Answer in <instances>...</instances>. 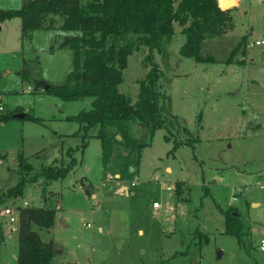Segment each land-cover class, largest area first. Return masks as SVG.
Segmentation results:
<instances>
[{"label":"rangeland","instance_id":"obj_1","mask_svg":"<svg viewBox=\"0 0 264 264\" xmlns=\"http://www.w3.org/2000/svg\"><path fill=\"white\" fill-rule=\"evenodd\" d=\"M21 3L0 0V10H16ZM230 13L232 31L206 42L204 51L222 62L245 35L246 44L259 45L245 48L244 65L196 64L180 56L184 37L177 26L166 57L151 54L162 73L160 92L169 97L171 113L189 133L173 134L190 145L170 153L172 143L164 140V130L106 120L103 138L95 136L97 129L90 133L82 154H73L76 166L63 179L44 183L38 178L25 185L19 198L0 196V210L15 208L13 227L23 202L54 210L51 229L33 228L42 242L51 240L56 247L54 262L264 264L258 249L264 240V0H239ZM66 34L36 30L27 40L20 37L18 19L0 23V115L12 117L0 122V195L18 181V153L38 154L28 160L31 177L52 161L65 165V151L79 144L70 136L77 125L64 118L89 110L93 99L65 102L36 88L38 79L56 84L70 71L71 51L57 48ZM148 53L144 48L132 52L122 71L118 90L132 102L137 82L149 69ZM22 62L26 81L19 74ZM19 114L32 119L13 118ZM106 175L118 185L102 188ZM120 187L128 194L118 193ZM229 207L240 214L242 243L222 234L218 208ZM0 227V264H16V233L2 214Z\"/></svg>","mask_w":264,"mask_h":264},{"label":"trees","instance_id":"obj_2","mask_svg":"<svg viewBox=\"0 0 264 264\" xmlns=\"http://www.w3.org/2000/svg\"><path fill=\"white\" fill-rule=\"evenodd\" d=\"M16 10H0V23L18 19L20 37L30 39L36 30L69 33L61 36L58 49L71 51V69L64 79L49 84L43 94L69 102L92 98L89 110H81L64 119L77 125L71 134L79 139L73 149H67V162L52 161L28 177L32 165L21 153L16 156L19 178L16 184L4 191L1 197L19 198L25 185L41 179L44 183L63 179L76 166L74 152L82 154L90 133L97 129L96 137L103 138L102 124L106 120L133 121L150 131L162 129L164 140H171L174 152L179 146L191 143L175 138L173 132L182 131L178 118L170 111V99L160 92L162 76L152 61V52L166 57V47L174 34L175 26L184 37L179 55L192 59L196 64L244 65L246 39L240 37L224 61H217L213 54L204 51L206 42L219 39L233 29L230 10H222L219 0H21ZM236 2V0H234ZM139 48L149 52L146 60L149 69L138 84L135 101L120 93L122 71L128 56ZM53 48H50L52 51ZM20 77L29 79L26 63L22 62ZM42 82L38 79L36 83ZM199 122L200 114L197 116ZM12 118L0 115V122ZM14 118V117H13ZM32 119L23 114L20 120ZM197 141V139H193ZM176 190V188H175ZM218 211L223 219L224 235L242 243L245 235L240 214L234 208ZM54 225V210L45 207H26L19 210L17 227L16 264H76L53 261L56 250L52 241L42 242L33 228L48 231ZM3 241L0 229V244Z\"/></svg>","mask_w":264,"mask_h":264},{"label":"built area","instance_id":"obj_3","mask_svg":"<svg viewBox=\"0 0 264 264\" xmlns=\"http://www.w3.org/2000/svg\"><path fill=\"white\" fill-rule=\"evenodd\" d=\"M257 45H259L258 41H255L253 43H247L246 44V48L248 49V48H250L252 46H257ZM29 91H30V89L27 88L26 92H29ZM3 110H4V106H3V104L0 101V113L3 112ZM115 179H117V177ZM110 185L117 186L118 182L116 180H114L112 176L106 175L104 177V179L101 181L100 186L103 188V187H107V186H110ZM131 185H133V183H131ZM27 206H28V204L26 202L22 203V207L23 208H26ZM151 207H152V209H157L158 208V203L153 202ZM14 210H15V208L13 206L4 207L2 210H0V214H2L5 217L6 224L7 225H11L12 231H15L17 229V227H18V226L17 227H13V224L15 222ZM258 249H259L260 252L264 253V240L263 239H261L259 241Z\"/></svg>","mask_w":264,"mask_h":264},{"label":"water","instance_id":"obj_4","mask_svg":"<svg viewBox=\"0 0 264 264\" xmlns=\"http://www.w3.org/2000/svg\"><path fill=\"white\" fill-rule=\"evenodd\" d=\"M219 5L221 7L222 10H230V9H234L236 8L238 5L236 4V2L234 0H219ZM36 87L40 88L42 91L48 89L49 84L45 83V82H39L36 83ZM22 114L19 115H15V118H22ZM83 191L86 195H88V191L87 188H83Z\"/></svg>","mask_w":264,"mask_h":264},{"label":"crops","instance_id":"obj_5","mask_svg":"<svg viewBox=\"0 0 264 264\" xmlns=\"http://www.w3.org/2000/svg\"><path fill=\"white\" fill-rule=\"evenodd\" d=\"M236 4H237V5L239 4V0H236ZM19 30H20V29H19ZM43 82L48 83V82H46V81H44V80H43ZM0 101H1V103H2L1 98H0ZM2 104H3V103H2ZM14 119H18V118H15V117H14ZM18 120H20V119H18ZM76 130H77V129H76ZM76 130H75V131H76ZM37 155H38L37 153H34L33 156L26 157V158H28V160H29L31 157H36ZM165 169L169 171V168H168V167H166ZM115 177H117V176H115ZM117 192H118V193H124L125 195L128 194V190H127V188H125V187H120V188L117 190ZM158 207H159V206H158ZM153 210H154V209H153ZM0 229H1V232H2V237L4 238V234H3L2 228L0 227ZM97 230L100 232V231H101V228L98 227ZM10 231H12L11 228H10ZM13 233H16L15 235H16V242H17V229H16ZM55 250H56V247H55ZM59 250H60V249H59ZM15 261H16V256H15ZM70 263H75V262H70Z\"/></svg>","mask_w":264,"mask_h":264}]
</instances>
